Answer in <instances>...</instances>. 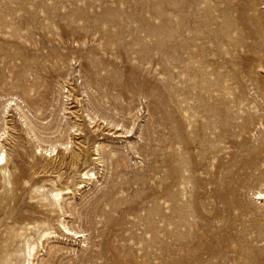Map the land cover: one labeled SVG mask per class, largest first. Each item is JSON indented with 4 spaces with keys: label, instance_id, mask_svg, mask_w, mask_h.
Segmentation results:
<instances>
[{
    "label": "rangeland",
    "instance_id": "rangeland-1",
    "mask_svg": "<svg viewBox=\"0 0 264 264\" xmlns=\"http://www.w3.org/2000/svg\"><path fill=\"white\" fill-rule=\"evenodd\" d=\"M2 154L0 264H264V0H0Z\"/></svg>",
    "mask_w": 264,
    "mask_h": 264
},
{
    "label": "bare ground",
    "instance_id": "bare-ground-1",
    "mask_svg": "<svg viewBox=\"0 0 264 264\" xmlns=\"http://www.w3.org/2000/svg\"><path fill=\"white\" fill-rule=\"evenodd\" d=\"M4 154L0 155V164H2V161L4 160ZM54 195H57V194H54ZM53 195V196H54ZM58 197V196H57ZM33 250V248H31ZM30 247H29V250L31 251Z\"/></svg>",
    "mask_w": 264,
    "mask_h": 264
}]
</instances>
